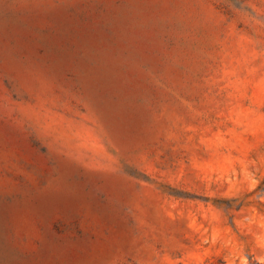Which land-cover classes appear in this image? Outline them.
Returning a JSON list of instances; mask_svg holds the SVG:
<instances>
[{"label": "rangeland", "instance_id": "obj_1", "mask_svg": "<svg viewBox=\"0 0 264 264\" xmlns=\"http://www.w3.org/2000/svg\"><path fill=\"white\" fill-rule=\"evenodd\" d=\"M0 264H264V0H0Z\"/></svg>", "mask_w": 264, "mask_h": 264}]
</instances>
